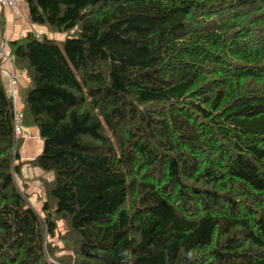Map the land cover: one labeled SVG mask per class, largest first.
Masks as SVG:
<instances>
[{"label":"trees","instance_id":"1","mask_svg":"<svg viewBox=\"0 0 264 264\" xmlns=\"http://www.w3.org/2000/svg\"><path fill=\"white\" fill-rule=\"evenodd\" d=\"M22 2L75 37L6 43L28 161L0 59V264H264V0Z\"/></svg>","mask_w":264,"mask_h":264},{"label":"crops","instance_id":"2","mask_svg":"<svg viewBox=\"0 0 264 264\" xmlns=\"http://www.w3.org/2000/svg\"><path fill=\"white\" fill-rule=\"evenodd\" d=\"M28 32L34 33L35 35H47L48 33L46 28L32 26L28 23L25 5H18L17 3V10L14 11L5 4L0 3V43H8L20 39ZM2 68L1 78L5 90L13 98L16 105V113L19 114L21 107L18 102L17 92L19 88H24V79L12 68V65L4 63Z\"/></svg>","mask_w":264,"mask_h":264},{"label":"rangeland","instance_id":"3","mask_svg":"<svg viewBox=\"0 0 264 264\" xmlns=\"http://www.w3.org/2000/svg\"><path fill=\"white\" fill-rule=\"evenodd\" d=\"M18 5L23 4L22 0H16ZM48 32V31H47ZM42 36V35H38ZM48 38H53L57 44H60L66 39H72L75 36L73 32L55 34L47 33ZM6 63V62H4ZM33 130V131H32ZM19 137L23 138V142L19 149V155L22 161H28L33 159L39 152L42 147L37 137V130L35 128H24L19 133ZM42 178H52L51 174H43L38 168L22 165L18 175L16 176V182L20 189L28 195V199L31 204L34 205L37 212L40 210L42 193L39 188L41 185Z\"/></svg>","mask_w":264,"mask_h":264},{"label":"built area","instance_id":"4","mask_svg":"<svg viewBox=\"0 0 264 264\" xmlns=\"http://www.w3.org/2000/svg\"><path fill=\"white\" fill-rule=\"evenodd\" d=\"M1 4H5L9 8L13 9L14 11L17 10V2L15 0H0ZM36 38L40 40V36L36 35ZM0 59L7 62L8 64L11 63V57L9 56L7 50V44L5 42L0 43ZM19 114L15 120V135L18 137L20 136L22 128L18 125L19 124Z\"/></svg>","mask_w":264,"mask_h":264}]
</instances>
